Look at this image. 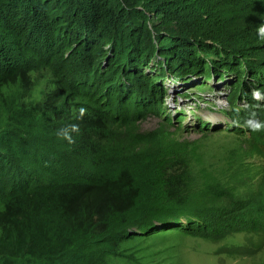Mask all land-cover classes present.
I'll return each instance as SVG.
<instances>
[{
  "label": "trees",
  "instance_id": "1",
  "mask_svg": "<svg viewBox=\"0 0 264 264\" xmlns=\"http://www.w3.org/2000/svg\"><path fill=\"white\" fill-rule=\"evenodd\" d=\"M247 1L0 0V264H138L144 237L197 234L236 209L231 199L184 213L203 186L178 150L133 152L143 134H126V148L101 143L111 128L163 113L166 79L193 88L232 78L248 107L262 106L264 3ZM41 71L51 76L42 113L21 111ZM257 145L264 153V133ZM214 189L201 195L225 200Z\"/></svg>",
  "mask_w": 264,
  "mask_h": 264
},
{
  "label": "rangeland",
  "instance_id": "2",
  "mask_svg": "<svg viewBox=\"0 0 264 264\" xmlns=\"http://www.w3.org/2000/svg\"><path fill=\"white\" fill-rule=\"evenodd\" d=\"M238 1L241 0H226V10L237 9ZM254 1L258 6L264 3V0H248L246 5ZM261 7L264 8V4ZM262 27L264 23L259 28ZM161 66H165L164 61ZM154 70L147 68V77L155 79L157 74ZM163 75L161 72L157 77ZM31 76L33 90L26 98L17 100L18 106L21 111L41 114L46 87L51 86V76L44 71ZM233 81L232 78L229 82L215 80L211 83L206 80V83H197L190 88L169 83L166 79L169 98L163 113L141 116L129 128L114 127L105 132L107 138L101 146L116 148L121 143V147L126 148L122 146L126 134H143L148 141L135 144L133 152L150 154L159 150H178L187 157L192 179L198 188H203L197 190L199 195L196 198H190L187 206L182 207L184 213L221 211L228 208L224 202L236 201V209L232 213L226 216H220L223 212L214 213L208 222L219 224L201 229L202 232L197 230V234H170L177 233V230L167 229L162 232L166 234L158 238L144 237L138 244L142 249L136 260L138 264H264V153L257 145V140L264 133V101L260 107H248L242 101L241 86L237 88ZM254 95L252 97L258 100L259 97ZM177 113H182V120ZM5 115L2 113L0 128L6 126ZM167 117L174 120L168 121ZM194 118L207 122V129ZM206 187H220L225 200L205 198L201 193ZM175 210L177 215L183 212ZM184 213L179 216L181 219ZM240 216L241 219L257 217L261 226L254 229L255 225H244ZM231 223L239 230L225 232L224 226L230 227ZM179 225L187 223L182 219Z\"/></svg>",
  "mask_w": 264,
  "mask_h": 264
},
{
  "label": "clouds",
  "instance_id": "3",
  "mask_svg": "<svg viewBox=\"0 0 264 264\" xmlns=\"http://www.w3.org/2000/svg\"><path fill=\"white\" fill-rule=\"evenodd\" d=\"M260 31H261V33H264V27H262V28L260 29Z\"/></svg>",
  "mask_w": 264,
  "mask_h": 264
}]
</instances>
